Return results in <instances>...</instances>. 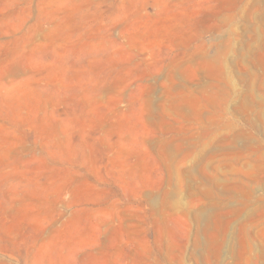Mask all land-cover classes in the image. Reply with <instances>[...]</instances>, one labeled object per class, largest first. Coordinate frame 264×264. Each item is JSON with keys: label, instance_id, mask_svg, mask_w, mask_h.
I'll list each match as a JSON object with an SVG mask.
<instances>
[{"label": "rangeland", "instance_id": "374dc122", "mask_svg": "<svg viewBox=\"0 0 264 264\" xmlns=\"http://www.w3.org/2000/svg\"><path fill=\"white\" fill-rule=\"evenodd\" d=\"M0 264H264V0H0Z\"/></svg>", "mask_w": 264, "mask_h": 264}]
</instances>
